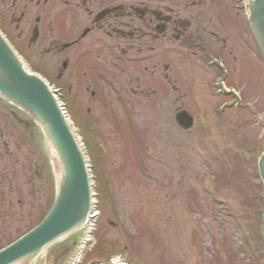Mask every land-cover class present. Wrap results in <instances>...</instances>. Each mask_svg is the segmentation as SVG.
<instances>
[{"label":"rangeland","instance_id":"374dc122","mask_svg":"<svg viewBox=\"0 0 264 264\" xmlns=\"http://www.w3.org/2000/svg\"><path fill=\"white\" fill-rule=\"evenodd\" d=\"M236 46L241 49L235 43L234 55ZM250 61L251 83L232 84L249 95L244 99L248 105L222 118L212 110L216 102L207 96L203 81L192 86L194 99L184 88L182 104L171 103L177 94L164 83L158 86L163 100L154 105L126 93L124 107L88 123H76L71 105L64 102L86 152L94 198L102 206L95 242L100 238L107 250L100 254L92 248L88 261L108 263L120 257L124 264H264V189L256 164L264 151V100L258 97L264 69ZM233 65L237 68L238 63ZM180 77L185 79L182 73ZM179 107L194 113L196 109L189 132H182L173 120ZM6 127L7 159L11 164L19 160L13 166L19 177L13 221L0 224V248L37 225L54 194L48 146L38 127L31 124L27 132L14 121ZM31 153L45 156L44 205L27 191L21 172ZM19 187L22 192L17 194ZM68 247L55 246L35 264H64Z\"/></svg>","mask_w":264,"mask_h":264},{"label":"flooded vegetation","instance_id":"af4514ba","mask_svg":"<svg viewBox=\"0 0 264 264\" xmlns=\"http://www.w3.org/2000/svg\"><path fill=\"white\" fill-rule=\"evenodd\" d=\"M240 4V0H0V32L32 69L59 87L62 98H70L77 116L91 120L101 108L120 106L126 90L156 104L163 100L158 86L164 83L177 94L173 104L183 102L184 88L191 92L201 81L209 90L218 77L233 84V62L238 61L233 45L240 44L245 57L252 48ZM233 22L240 28L234 32ZM176 66L183 71L177 73ZM43 172L40 162L27 154L25 180L39 204L44 201ZM12 208V169L1 168L0 212L7 214Z\"/></svg>","mask_w":264,"mask_h":264},{"label":"water","instance_id":"95a60500","mask_svg":"<svg viewBox=\"0 0 264 264\" xmlns=\"http://www.w3.org/2000/svg\"><path fill=\"white\" fill-rule=\"evenodd\" d=\"M248 21L264 54V0L250 3ZM0 95L38 124L56 155L54 167L59 176L51 210L41 224L0 252V264H30L47 248L74 235L83 226L91 207V181L84 153L53 94L23 69L1 37ZM176 121L184 129L192 126L185 112L177 114ZM259 171L264 183V155Z\"/></svg>","mask_w":264,"mask_h":264},{"label":"bare ground","instance_id":"6f19581e","mask_svg":"<svg viewBox=\"0 0 264 264\" xmlns=\"http://www.w3.org/2000/svg\"><path fill=\"white\" fill-rule=\"evenodd\" d=\"M246 10H247V8H246ZM244 19H246L245 22L247 24H250V22L248 21V15ZM235 29H240L238 22L237 23L233 22V32L235 31ZM231 87L233 89V86H231ZM49 159H50V163L54 165L55 164V161H56V156H55V153L53 152V150L51 148H49ZM54 170H55V174L57 176H59V172H57L56 167H54Z\"/></svg>","mask_w":264,"mask_h":264}]
</instances>
